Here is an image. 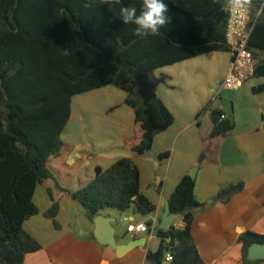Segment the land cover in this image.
Instances as JSON below:
<instances>
[{"label": "trees", "instance_id": "1", "mask_svg": "<svg viewBox=\"0 0 264 264\" xmlns=\"http://www.w3.org/2000/svg\"><path fill=\"white\" fill-rule=\"evenodd\" d=\"M86 2L0 0V264H23L27 254L41 249L23 223L38 213L33 201L36 186L53 180L47 160L61 151V134L70 120L74 95L107 85L124 91V104L133 109L140 133L139 141L129 148L140 155L175 121L157 95L160 80L153 72L205 53L230 51L228 9L223 0L218 4L165 0L170 24L160 35L145 38L135 35V26L125 25L118 17V5L85 8ZM132 3L121 0L122 6ZM259 9H264V0H253L249 9L251 51L254 41L264 50V44L256 42L258 30L264 29V11L258 14ZM259 75H264V63L256 65L255 76ZM219 114L222 117L213 123L207 140L224 137L233 128V122ZM242 188L241 182L230 184L217 198L226 202ZM56 189L79 202L90 216L105 209H132L140 215L155 210L139 192V171L130 158H120L106 169L96 168L93 179L74 192L57 184ZM194 189L195 180L189 175L175 186L167 203L170 214L180 215L183 227L173 224L159 230L160 247L147 253L148 262L162 264L170 253L172 264H206L191 229L199 207ZM47 192L52 205L44 216L58 228L59 206L51 190ZM238 241L243 264L262 263L248 260L247 254L252 244H264V235L244 232Z\"/></svg>", "mask_w": 264, "mask_h": 264}, {"label": "crops", "instance_id": "2", "mask_svg": "<svg viewBox=\"0 0 264 264\" xmlns=\"http://www.w3.org/2000/svg\"><path fill=\"white\" fill-rule=\"evenodd\" d=\"M256 42L264 44V29L258 30ZM251 49L255 66L263 65L264 50L255 41ZM229 64V52H209L153 72L160 80L157 95L175 121L140 155L129 148L139 141L140 133L133 109L124 104V91L107 85L74 95L71 117L61 134V151L47 160L53 180L36 186L33 201L38 213L23 223L41 249L27 254L23 264H152L146 255L160 247V239L152 232L185 175L195 180L199 207L191 229L201 259L206 264H243L239 235H264V88H260L264 75L255 76L237 91H228L223 81ZM219 112L233 122V128L224 137L207 140ZM162 153L168 155L160 158ZM120 158L134 162L139 192L155 210L148 215L132 209H105L97 214L113 219L115 236L145 239L143 248L117 258L104 244V232L97 234L101 242L96 238L97 215H88L79 202L56 189V184L74 192L93 179L96 168L106 169ZM239 182L243 183L241 191L226 202L218 200L221 190ZM47 190L59 206L58 228L44 216L52 205ZM132 223L145 224L147 231L128 233ZM173 224L183 227L180 218ZM162 264L172 263L164 256Z\"/></svg>", "mask_w": 264, "mask_h": 264}, {"label": "clouds", "instance_id": "3", "mask_svg": "<svg viewBox=\"0 0 264 264\" xmlns=\"http://www.w3.org/2000/svg\"><path fill=\"white\" fill-rule=\"evenodd\" d=\"M213 4L220 3V0H212ZM94 4L107 5L109 8L119 6V18L125 25H134V34L145 38L161 34V29L168 27L171 22L168 5L165 0H140L137 6L136 0L129 6H122L121 0H88L84 3L85 8ZM253 4V0H223L230 16L234 19H246L247 13ZM264 9H259V12Z\"/></svg>", "mask_w": 264, "mask_h": 264}, {"label": "built area", "instance_id": "4", "mask_svg": "<svg viewBox=\"0 0 264 264\" xmlns=\"http://www.w3.org/2000/svg\"><path fill=\"white\" fill-rule=\"evenodd\" d=\"M249 16L248 11L246 19H234L228 11L226 40L230 46V64L223 81V87L228 91L239 90L245 83L255 77L256 66L252 53L248 49ZM146 231L147 228L143 223H132L127 227L128 233H143ZM165 261L171 263L172 256L170 253H166ZM261 264H264V262Z\"/></svg>", "mask_w": 264, "mask_h": 264}, {"label": "water", "instance_id": "5", "mask_svg": "<svg viewBox=\"0 0 264 264\" xmlns=\"http://www.w3.org/2000/svg\"><path fill=\"white\" fill-rule=\"evenodd\" d=\"M221 118V115L217 113L215 115V121H218ZM191 208H187L185 211L190 210ZM180 215H172L169 212V207L168 203L165 204V209L164 212L160 218V223L153 230V235H156L159 230H168L172 223L179 218ZM94 222L96 225V238L99 242H101V238L97 235L99 232L102 231L106 234V240L104 244L110 246L116 254V257L119 258L123 256L124 254L130 252L131 250L138 248V247H144L145 244V239L140 238V239H130L127 240V236L122 235L120 237L115 236V231L111 227V223L113 222V219L108 218V217H103L100 215H97L94 217ZM247 258L250 261H262L264 262V244L260 243H254L248 248V254Z\"/></svg>", "mask_w": 264, "mask_h": 264}]
</instances>
